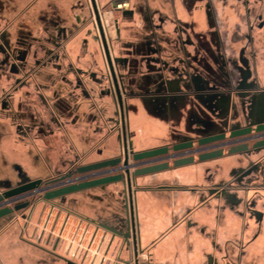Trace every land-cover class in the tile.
Instances as JSON below:
<instances>
[{
	"label": "crops",
	"instance_id": "crops-1",
	"mask_svg": "<svg viewBox=\"0 0 264 264\" xmlns=\"http://www.w3.org/2000/svg\"><path fill=\"white\" fill-rule=\"evenodd\" d=\"M169 1L129 0V6L137 14L132 20H122L121 42L113 50L116 57L126 60L121 75L128 117L123 122H129L134 152L186 139L191 117L209 119L217 130L223 125L224 117L212 116V110L203 100L187 93L188 80H180L181 93L166 107L161 106L163 86L176 74L199 76L205 88L233 87L242 77L238 60L243 57L253 82L264 89V36L261 34L257 44L254 43L256 56L250 58L252 50L244 47L247 31L242 27L236 29L243 26L241 22L247 15L235 7V1L228 0L234 7L227 4L223 8L216 0H210L216 10L211 16L204 11L186 12V0ZM199 1L196 5L205 4ZM80 2L82 0H0V38L4 35L6 38L20 37L26 45L25 51L30 46L34 49L36 43L47 37L56 39L63 22L79 20ZM170 5L176 12L169 11ZM144 6L148 10L146 13ZM209 22H214L218 28L211 31ZM175 25L182 29L179 37L174 32ZM191 25L194 33H204L196 37L197 42L190 40L187 28ZM16 40L4 43L8 51L18 56L17 51L6 46H12ZM128 43H132V47L126 49ZM151 43L156 49L149 53L147 47ZM40 97L48 107V116L37 110L39 105L32 104L34 108H31L28 98L16 94L11 99L9 111H5L6 118L8 114L14 118L8 120L9 124L6 120V126L0 121V157L2 153L5 156L0 161V193L19 185H6L7 182H2L3 173L12 174L14 168L19 167L22 172L35 175L25 169L30 168L31 161L42 169L51 164L45 158V147H38L50 137L48 133L54 132V128H47L50 117L61 133H66L68 150L79 161L78 166L120 156L117 135L110 133L105 125L109 115L99 112L101 121L92 123L91 118L99 111L93 100L82 96L68 98L69 114L63 111L67 100L61 94L42 93ZM25 108L34 116L24 114ZM126 112L123 104L122 114ZM31 117H34L33 122ZM237 118V125L245 124L246 117ZM14 119L21 124L18 126L22 129V138L15 135ZM63 121H69L68 126ZM41 134H44L42 140ZM32 149H36L35 160L30 154ZM236 161L237 158H231L141 176L131 182L130 190L124 185L125 198L121 184H112L51 203L39 202L26 210L25 220L18 214L14 219L0 220V264H132L133 245H140L146 251L150 264H264V218L261 235L249 244L255 225L250 223L245 231L244 221L226 204L209 199L205 191L229 178ZM37 173L31 180H43L39 177L42 174ZM246 182L258 192H248L247 199L254 200L256 210L264 212V191L256 187L263 185L264 178H247ZM125 218L130 235L127 248L123 247V241L91 223L95 221L125 232ZM224 244L230 246L225 259L221 250ZM237 245L244 246L241 256ZM141 255L146 261V255ZM143 261L141 264H145Z\"/></svg>",
	"mask_w": 264,
	"mask_h": 264
},
{
	"label": "flooded vegetation",
	"instance_id": "flooded-vegetation-1",
	"mask_svg": "<svg viewBox=\"0 0 264 264\" xmlns=\"http://www.w3.org/2000/svg\"><path fill=\"white\" fill-rule=\"evenodd\" d=\"M103 1V0H102ZM185 1V0H184ZM196 1L198 0H186L188 3L187 6H185V11L187 12L190 10L192 13H198L201 11L206 12L208 15L215 14V4H212L210 0H200L199 2L205 1V4L202 5H196ZM217 4L220 3V6L223 8L226 7V5H230L229 1H235L236 6L238 8H241L247 17L241 22L243 26H237L236 29H239L240 27L244 28V30L247 31L246 36V45L244 47L250 48L252 52L250 51V58L256 56V48L255 44H257V40L260 39L261 34L264 36V0H216ZM171 2V0L169 1ZM98 15L100 17L103 34L105 37V41L107 44L109 57L111 60V65L113 69V75L111 74V71L108 66V62L106 59V56L104 54L103 48L101 47V41L98 34V30L96 27V22L94 18V14L90 5L89 0H87V5L89 7L90 16L93 20L92 23V29L97 34V42L100 47V51L102 53V62H103V70H101L104 79L107 80L108 88L106 90L100 89V91L97 93V88H94L93 85L96 81L92 79L93 75H89V73H85L83 71L76 70V73L79 74L80 80L76 83L75 90L72 91L73 97H80L82 96L85 99H91L94 102V105L97 107L98 110L100 105L98 102H104L105 99H111L112 101V112L113 117L108 118L105 121V125L109 127L110 133H115L118 138V142L120 145V156L123 158L124 153L122 155V147H123V132L127 136L125 137V144H126V151L130 153V148H132V141L130 137V131H129V122H127V128H124L122 109L120 110L118 102L115 104L114 95L115 92H112V89L114 90V85L112 80H116L118 88L120 90L121 94V101H122V107L123 104L125 105V110H127V117H128V104H127V96L125 94V90L123 87V76L121 75V69L125 65L126 60L123 58H118L114 55V46L117 43L121 42V34H122V20L128 19L132 20L134 15L137 14L136 10L134 8H131L129 6V0H111L110 7L106 9V18H103L102 14L103 12L100 9L101 0H95ZM186 5V4H185ZM192 6V7H191ZM231 7H234L230 5ZM175 7H171L169 11L172 13L176 12L174 11ZM143 11L146 13L148 10L143 7ZM150 12V11H149ZM106 22V24H105ZM209 28L211 31H214L217 26H215L214 22H209ZM186 26L185 28H187ZM190 29V35L191 39L197 42V36L199 34H204L203 32H199L197 34L193 32L194 27L193 25L189 26L187 28ZM181 27L175 25V34L178 35V37L181 35ZM88 33H90V30H87ZM263 32V33H262ZM110 33L113 34V37L109 35ZM255 36V38H254ZM113 40V44L111 41ZM188 40V39H187ZM100 42V43H99ZM255 43V44H254ZM83 44L86 45V49H89L87 45V41L84 40ZM126 49H129L132 47V43H128L126 45ZM59 49H61L63 46L61 43L57 45ZM102 48V50H101ZM3 53L5 54L6 63L9 64L8 69L10 70V75L17 74L20 77L15 82V86L12 87L11 93H5L0 98L6 99L5 102V108L8 110L11 107V99L13 95L18 94V89L22 88L24 85H28L27 82H24L26 80H30L29 78H32L31 72L33 70H26L27 69V60L25 58H20L16 54L11 53L8 51V49L3 46ZM58 52H54L55 55V63H59V50ZM156 49V45L154 43H151L147 47V51L150 53L151 51ZM55 50V48H54ZM50 56L44 57L43 62L37 63L35 66L38 69L40 66H42L46 59ZM245 58L241 57L238 60V64L241 72L242 77L238 79V84L235 86H225L224 88L217 89L215 86L213 87H207L202 84V80L199 76L196 75H187L183 74L181 75L176 74L172 78L168 79L171 81H168L163 86V98H162V104L161 106L166 107L169 105L178 95L181 93L179 90V84L180 80H188L189 90L187 93L191 96H195L200 98L206 103V106L209 107L212 112L211 115L215 117L222 116L224 117L223 125L217 130L215 129L213 123L209 119H198L195 117H191L190 122V128L188 132V137L181 142H178L176 144L185 143V142H191L192 147L190 150H208L196 155H192L189 157H193L194 162L191 165L194 164H202V163H208L212 161H223V160H229L231 158H237L238 161L236 168L231 173L230 177L227 179H223L209 187L206 188V194L209 197V199H213L216 201H220L223 204H226L230 210L234 211L243 221H244V227L243 229L246 231L252 223V226L255 225L253 231L254 234L251 238H249L250 242L249 244L255 242L258 237L261 235V221L264 218V212L260 210H256V203L252 199H247L248 192H251L254 190L255 194L258 193L257 190H255L248 182H246L247 178L250 179L252 177H262L264 178V147L256 148L254 147L257 143L264 141V131L261 132H255V129L259 126L264 125V89L259 88L255 82H253V79L251 78V72L248 66L246 65ZM244 66V68H242ZM1 67V65H0ZM35 68V69H36ZM247 68V69H246ZM58 71L62 70L61 65L57 66ZM86 79V80H83ZM62 79V78H61ZM24 80V81H23ZM61 82H65V78L61 80ZM92 85V87H90ZM37 87V85H36ZM80 87V88H79ZM39 90V86L37 87ZM41 89V88H40ZM67 90V88H66ZM43 91V90H42ZM78 91V93H77ZM115 91V90H114ZM263 98H262V97ZM262 98V99H258ZM239 105L240 110L237 111V107ZM117 108L119 109V112H117ZM239 112V113H238ZM238 115V116H237ZM246 117V122L244 125H237L236 119L237 117ZM249 129L250 133L246 136H240L235 138H230V134L237 131H242ZM20 126H17V132L21 134L20 132ZM223 135L224 139L207 144L199 146L197 144L198 140L205 139L211 136H220ZM127 141V142H126ZM169 145V146H162L159 148H168L171 149L172 146L176 145ZM131 145V146H130ZM240 146H246L247 150L243 153L234 154V155H228L227 152L235 147ZM157 149V148H155ZM153 150V149H151ZM220 151L222 153V156L220 158L206 161V162H197V157L200 154L204 153H210V152H218ZM172 152L169 150L168 154H171ZM130 156V155H129ZM187 157V158H189ZM171 168V161L167 162ZM169 169V170H170ZM168 171V170H167ZM43 181V180H42ZM259 187L260 191H264V183L263 185L256 186ZM240 195V196H239ZM21 214V213H19ZM16 216V215H15ZM240 245V244H239ZM238 248V254L239 256L243 255L244 252V246H239ZM246 246V245H245ZM123 247L127 248L125 244H123ZM230 246L222 245L221 250L223 253V258H227V248ZM243 248V249H242ZM138 252L143 253L146 255V262L145 264H150L149 262V255L146 253V251L142 250V247L138 246ZM235 264V263H232Z\"/></svg>",
	"mask_w": 264,
	"mask_h": 264
},
{
	"label": "rangeland",
	"instance_id": "rangeland-1",
	"mask_svg": "<svg viewBox=\"0 0 264 264\" xmlns=\"http://www.w3.org/2000/svg\"><path fill=\"white\" fill-rule=\"evenodd\" d=\"M111 0H101L100 9L103 12L102 16L103 18H106V9L110 7ZM79 15H81L78 19L74 20L70 19L68 21L63 22L62 30L59 35H57L56 39L53 37L49 38L47 37L45 40H41L38 44L36 43L34 45V49L31 48V46L25 51L26 45L21 41L22 39L19 38H9L1 36L0 38V97L5 93H11L12 87L15 86V82L20 77L17 74L10 75V70L8 69L9 64L6 63L5 54L3 53L2 47L5 46V41H9V39L16 40L15 43L11 44L12 46H8L11 50H15L19 53L18 57L25 58L27 60V71L33 70L31 72L32 78H29L30 80H26L24 82H27L28 85H24L22 88L18 89V94L21 96L24 95L26 98H28V105L32 107V104H37L39 107H36L37 110H39L41 113L46 112V116H48V107H45L44 104H46L44 101H42V98L40 97L42 93H57L61 94L62 98L64 100L73 97L72 91L75 90L76 83L78 80H80L79 74L76 73V70L83 71L85 73H89V75H93L92 79L96 81L93 85L94 88H97V93L100 91V89L103 88V90H106L108 88L107 80L104 79L103 74L101 70H103V62H102V53L100 51L99 44L97 42V34L92 29V23L93 20L90 16L89 7L87 5V1L82 0V2L79 3ZM87 30H90V33L87 32ZM56 34L59 33V30L55 32ZM111 38L113 37V34H109ZM31 40L33 38H30ZM87 41V45L89 49H86V45L83 44V41ZM38 41V40H37ZM43 41V42H42ZM3 42V43H2ZM61 43L62 48L59 49L57 45ZM100 43V42H99ZM113 44V40L111 41ZM45 45V46H43ZM102 47V46H101ZM55 48V50H54ZM30 49V51H28ZM59 51V63H55V53ZM102 50V48H101ZM50 56L46 59L45 63L40 66L38 69L36 68V64L43 62L44 57ZM61 65L62 70L58 71L57 66ZM36 68V69H35ZM65 78V82H61V80ZM83 80H86L83 78ZM39 86V90L37 87ZM92 87V85H90ZM41 88V89H40ZM67 88V90H66ZM80 88V87H79ZM43 90V91H42ZM112 92L114 90L112 89ZM78 93V91H77ZM99 94V93H98ZM72 99V98H71ZM6 99L0 98V121H3L4 126H6V120L9 124V121L14 118L12 116H9L6 118L5 111L6 110ZM64 104H67V106L63 109L64 112L70 114V109L68 107L69 101H65ZM74 104V103H73ZM100 105L99 110L97 114L93 115L92 123L94 120H96V123L98 120L101 121V117L99 116V112L101 114H104L106 116L109 115L110 118H112L113 112H112V101L111 99L107 98L105 101L98 102ZM108 104V105H106ZM106 105V106H103ZM10 109V108H9ZM8 109V111H9ZM24 114H28V110L25 108ZM30 116H34L33 112L29 111ZM28 114V115H29ZM99 116V117H98ZM108 117V118H109ZM123 117V120L127 119L126 113ZM125 117V118H124ZM34 118V117H33ZM33 118H30V121L33 122ZM69 119V117H67ZM9 120V121H8ZM15 120V119H14ZM50 120V121H49ZM47 119V124L49 121V124L47 125V128L51 129L54 128L53 131L50 134V137L45 138L46 141L39 143L38 147L44 146L45 149L43 150L45 152V158L46 160H50L49 162L51 164L47 165L43 169L38 166L37 164H33L31 161L30 168H27L29 172H33L35 175L37 172L39 174H42L39 177L43 178V181H49L53 178L59 177L61 175H64L66 173H69L70 171L74 170L79 165V161H77L75 155L71 154L68 150L69 143H68V137L66 133H61L60 128L58 129L55 125V122L51 119ZM35 121V120H34ZM127 121V120H126ZM63 124L68 126L67 123L69 121H63ZM124 123V122H123ZM15 129L17 131L18 124L16 123V120L14 121ZM30 124V123H29ZM32 124V123H31ZM21 125V124H19ZM124 127L127 128V122L124 124ZM69 128V127H68ZM105 129V128H104ZM20 130L21 127H20ZM57 132V133H56ZM17 138H22L24 135L21 133V135L16 132ZM44 134H41L40 139H44ZM22 136V137H21ZM47 136V135H46ZM67 148L65 150L64 148ZM63 148V149H62ZM62 149V151H61ZM5 151V150H4ZM36 149L30 150V154L34 155L35 157ZM61 155V156H60ZM60 156V157H59ZM55 157V158H54ZM57 157V158H56ZM5 156L1 155L0 161L4 160ZM82 164L83 161L81 162ZM45 169V170H44ZM52 169V170H51ZM19 167H15L14 171L11 173H3V181L7 182L6 185H15V184H23L26 182L33 181L31 180L35 175L31 173H24L21 171ZM38 174V173H37ZM16 187V186H15ZM123 190V187H122ZM4 191V190H1ZM123 195V193H122ZM42 196V195H39ZM38 198V196L34 199ZM33 202V203H34ZM39 204H42L41 202ZM14 205V204H13ZM11 205V206H13ZM26 210L22 214H18L19 218L25 220L26 219ZM16 217L15 215L13 217H9L14 219ZM125 255H122V260H124ZM146 262V261H143Z\"/></svg>",
	"mask_w": 264,
	"mask_h": 264
},
{
	"label": "water",
	"instance_id": "water-1",
	"mask_svg": "<svg viewBox=\"0 0 264 264\" xmlns=\"http://www.w3.org/2000/svg\"><path fill=\"white\" fill-rule=\"evenodd\" d=\"M89 2L91 5L93 14H94L96 27H97L98 34L100 37L101 45H102L104 54L106 56L109 69L111 71V74L113 75L111 60L109 57L107 44H106L105 37L103 34V29H102L100 17L98 15L97 6L95 3V0H89ZM105 24H106V22H105ZM112 81H113V85H114V90H115L114 92H115L116 100H117L119 108L121 110L122 109V104H121L122 101H121L120 90L118 88L116 80H112ZM261 131H264V125L259 126L255 129V132H261ZM249 133H250V130L246 129V130H242V131L233 132L230 134L229 137L235 138V137H240V136H246ZM122 135H123L122 150H124V152H125L126 146H125V137H124L125 134H124V132ZM223 139H224L223 135L211 136V137H208L205 139L198 140L197 144L199 146H202V145L211 144V143L223 140ZM191 147H192L191 142H185V143L176 144V145L172 146L171 149H168L165 147V148H157V149L147 150V151H142V152H134L130 148V158L133 162H138V161L147 160V159H153V158L161 157V156H167V157L172 158L173 156H168L169 150L172 153H178L181 151L190 150ZM254 147H256V148L264 147V141L257 143ZM246 150H247L246 146L235 147V148L230 149L227 152V154L228 155L239 154V153L245 152ZM221 156H222V153L220 151L204 153V154L198 155L197 162H206V161H210V160L220 158ZM128 157L129 156L124 155L123 162H122L121 157H118V158L111 159V160H105V161H101V162H97V163H93V164L78 166L77 168L70 171L69 173L64 174L60 177L51 179L49 181L34 180V181H30V182L20 184V185L14 187V188H11L7 191L1 192L0 193V206H2L5 202L10 201V200L15 199V198H18V197H32V199L26 200V201L19 203V204H15L12 207L0 208V220L12 217V216L19 214V213H21V212H23L29 208H33V206L39 202L51 203V202H54V201L59 200V199H64L67 196H70V195H73V194H76L79 192H83V191H87V190H91V189H95V188H100V187H104V186H108V185H112V184H121V186L123 187V198H125L124 185H126L127 189L130 190V184L132 181L134 182V180L136 178L141 177V176L157 174V173L164 172V171H167L170 169L169 164L167 162H165V163L155 165V166L136 169L131 174L126 169L125 177L121 174H116L113 176H107V177L98 178V179H94V180H88V181H81V182H77V183L67 182L73 176H76V175H84V174L94 172V171H99V170H103V169H107V168H114V167L119 166L121 163L124 166H126ZM171 162H172L171 168L177 169V168H181V167L189 166V165L193 164L194 159H193V157L176 158V159H173ZM49 186H50V188H49ZM40 193H42V196H38V198L34 202V199H35L34 196H36ZM124 206H125V210L127 212V202L126 201L124 203ZM91 223L96 224L97 226H99V228L111 233L116 238L123 241V244H125L128 247L127 241L130 239V235H129V230H128L127 218H125V220H124L125 232H119L115 228H112L111 226H108V225L102 224V223H96L95 221H91ZM134 254H135L134 257H136L137 253L135 252ZM66 264H72V263L67 262Z\"/></svg>",
	"mask_w": 264,
	"mask_h": 264
},
{
	"label": "built area",
	"instance_id": "built-area-1",
	"mask_svg": "<svg viewBox=\"0 0 264 264\" xmlns=\"http://www.w3.org/2000/svg\"><path fill=\"white\" fill-rule=\"evenodd\" d=\"M208 150H185V151H181L178 153H171L168 156H173L171 157H167V156H161V157H156L153 159H147V160H142V161H138V162H133L130 158V156L128 157L127 160V165L124 166L122 163L114 168H107V169H103V170H99V171H94V172H90L84 175H76L73 176L70 180H68L67 182H72V183H77V182H81V181H88V180H94V179H98V178H103V177H107V176H113L116 174H121L125 177V171L126 169L129 171V173L131 174L134 170L136 169H141V168H146V167H150V166H155V165H159L168 161H172L173 159L176 158H186L192 155H196L202 152H205ZM122 162H123V158ZM50 188V186H49ZM46 191V190H45ZM39 195H42V193L34 196L35 198ZM32 197H18L15 199H12L10 201L5 202L2 206H0V208L2 207H12L11 205H15V204H19L22 203L26 200H31ZM13 205V206H14ZM144 260V256H142L140 253H138L136 255V257L133 256L132 253V259L131 262L132 264H141L142 261ZM123 264V263H120Z\"/></svg>",
	"mask_w": 264,
	"mask_h": 264
},
{
	"label": "bare ground",
	"instance_id": "bare-ground-1",
	"mask_svg": "<svg viewBox=\"0 0 264 264\" xmlns=\"http://www.w3.org/2000/svg\"><path fill=\"white\" fill-rule=\"evenodd\" d=\"M124 155L129 156L130 153H129L128 151H125V152H124ZM123 157H124V156H123ZM135 252H136L137 254L139 253V252H138V247H135V248H134V246H133V250H132L133 256H135V254H134Z\"/></svg>",
	"mask_w": 264,
	"mask_h": 264
}]
</instances>
